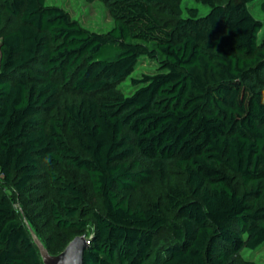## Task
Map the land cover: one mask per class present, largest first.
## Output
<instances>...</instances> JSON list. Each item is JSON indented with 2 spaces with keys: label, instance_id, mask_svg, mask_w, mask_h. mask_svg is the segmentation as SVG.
<instances>
[{
  "label": "trees",
  "instance_id": "1",
  "mask_svg": "<svg viewBox=\"0 0 264 264\" xmlns=\"http://www.w3.org/2000/svg\"><path fill=\"white\" fill-rule=\"evenodd\" d=\"M102 1L114 20L105 32L45 0H0L18 20L2 29L0 13V264H43L4 184L53 253L70 240L58 230L83 231L90 215L84 264H263L243 256L264 244L256 0H196L186 16L183 0ZM143 57L158 71L125 95L120 83ZM62 93L73 97L58 114ZM59 165L87 174L99 208L76 179L50 170ZM44 172L58 183L43 206L57 229L47 236L30 205H43Z\"/></svg>",
  "mask_w": 264,
  "mask_h": 264
},
{
  "label": "rangeland",
  "instance_id": "2",
  "mask_svg": "<svg viewBox=\"0 0 264 264\" xmlns=\"http://www.w3.org/2000/svg\"><path fill=\"white\" fill-rule=\"evenodd\" d=\"M46 4L56 5L63 8L72 19L78 20L81 25L90 30L105 32L109 30L113 24L114 20L110 13L109 8L102 0H45ZM262 0H256L250 4L251 11L256 18L264 22V12L260 8V3ZM196 0H183L182 1V15L186 16L188 14L187 7L196 5ZM201 7V12H207L208 7ZM155 12L159 15L163 22L171 23L176 17L172 12L168 11L164 6H155ZM0 13L3 17V28H12L16 26L17 19L10 16L0 4ZM260 40L264 42V31H261ZM1 41V37H0ZM158 71V64L148 58L143 57L139 64L137 65L135 71L124 81L120 83V87L125 95H130L135 89L134 79H141L144 75H153ZM73 97L72 93H62L61 97L58 100V104L55 108V112L58 114H63V105L64 102ZM45 116V115H42ZM68 139L71 143L75 144L70 136L67 134ZM51 171L59 175H64L67 178L76 179L79 184H81L85 190L87 204L90 208H99L100 199L99 196L93 192L89 177L87 174L81 170H70L65 165H59L54 168H50ZM46 171V170H43ZM173 176L177 179H181L182 174L179 170H173ZM237 181L238 179L235 178ZM40 186V191L42 195L43 205H35V201H31L30 205L32 206L33 212H38L35 217L42 227L43 233L45 236L49 232H53L56 229L52 219L49 217L48 209L44 208V203L52 202L56 199L57 194V182L52 180L48 174L44 172V175L37 180ZM4 190L7 191L13 198L15 206L19 210L20 215L24 213L25 205L22 203L23 196L16 191H14L9 185L4 184ZM29 207V206H28ZM89 219V223L83 231H78L74 228L72 229H60L63 235L67 238L72 239L76 235H84L89 238L94 232V222L91 219L90 215L84 216ZM167 236L166 231H162L158 237L164 239ZM243 256L254 259L259 263L264 264V244L258 247L255 250L245 249L243 251Z\"/></svg>",
  "mask_w": 264,
  "mask_h": 264
},
{
  "label": "water",
  "instance_id": "3",
  "mask_svg": "<svg viewBox=\"0 0 264 264\" xmlns=\"http://www.w3.org/2000/svg\"><path fill=\"white\" fill-rule=\"evenodd\" d=\"M25 225L38 247L43 264H84V253L89 247L91 238L76 235L70 239L58 253L49 250L44 239L38 234L33 222L22 212Z\"/></svg>",
  "mask_w": 264,
  "mask_h": 264
}]
</instances>
